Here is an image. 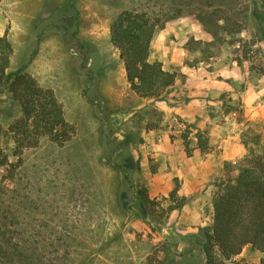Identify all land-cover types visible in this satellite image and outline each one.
<instances>
[{
    "label": "rangeland",
    "instance_id": "374dc122",
    "mask_svg": "<svg viewBox=\"0 0 264 264\" xmlns=\"http://www.w3.org/2000/svg\"><path fill=\"white\" fill-rule=\"evenodd\" d=\"M124 9L154 12L164 20L151 41L149 58L160 60L165 69L176 71L178 61L199 67L213 81L236 70V91L263 83L264 0H0V36L5 33L11 44L7 71L21 67L51 88L74 128L62 145L40 136L37 145L19 146L16 152L10 133L0 139V158H7L0 165L1 219L12 222V235L36 264L175 260L170 246L176 240L165 241L160 231L178 209L168 210V196L151 203L138 198L133 187L147 191L146 179L128 144V137L136 139L161 116L150 106L121 121L111 115L136 102L118 50L109 41V24ZM171 14L176 16L167 19ZM201 30L211 39L200 38ZM176 74L178 83L184 82L185 74ZM8 96L0 91L3 132L20 115ZM212 101L207 110L215 119L221 120L222 113L244 114L226 92L213 95ZM186 125L181 134L188 130V136L194 135ZM239 136L247 147L244 156L249 148L260 151L264 127L243 126ZM226 169L235 173L232 165ZM205 212L210 215L211 203ZM211 218L195 225L200 236ZM262 258L246 245L229 263L262 264Z\"/></svg>",
    "mask_w": 264,
    "mask_h": 264
},
{
    "label": "trees",
    "instance_id": "16d2710c",
    "mask_svg": "<svg viewBox=\"0 0 264 264\" xmlns=\"http://www.w3.org/2000/svg\"><path fill=\"white\" fill-rule=\"evenodd\" d=\"M174 16L176 14H171L167 19ZM163 21L154 12L124 9L109 24V41L118 50L129 87L140 97H162L176 77V71L164 69L160 60L149 58L151 41L156 30L162 28ZM206 30L216 37L213 30ZM192 41L202 43L201 40ZM10 53L11 44L4 33L0 36V91L7 93L8 99L17 104L20 115L8 124L4 132L0 126V139L3 134L10 133L15 144L13 152L19 150V146L37 145L40 136H47L51 142L62 145L70 139L73 125L64 118L61 104L51 88L41 86L21 67L7 71ZM153 112L161 116V112L154 108ZM186 126L194 128L193 124ZM148 127L147 124L145 128ZM194 136L196 147L205 152L209 147L207 130L196 129ZM181 138L186 154L190 155L188 130L182 132ZM2 164H7L4 154L0 158ZM228 165H232L235 173L231 174L226 169L223 176L213 181L211 222L202 229L201 236L198 234L199 240H193L196 242L192 241L180 250L171 244L175 260L167 264H189L188 258L193 260V264H230V260L246 245L264 256V138L260 142V151L249 148L248 153L235 163L225 162V166ZM133 188L143 203L153 201L145 188L139 189L135 185ZM177 189L175 182L168 194L171 202L168 210L179 209L185 203V197L178 196ZM3 193L0 182V264H36L37 259L12 235V228L8 226L12 222L6 223L1 219ZM164 240L170 241L166 237ZM261 263L264 264L263 258Z\"/></svg>",
    "mask_w": 264,
    "mask_h": 264
},
{
    "label": "crops",
    "instance_id": "0c3cea01",
    "mask_svg": "<svg viewBox=\"0 0 264 264\" xmlns=\"http://www.w3.org/2000/svg\"><path fill=\"white\" fill-rule=\"evenodd\" d=\"M199 36L211 39L205 30H201ZM174 65L179 67L177 73L185 74L184 82L178 83L176 74L173 84L158 99L140 97L132 92L136 102L111 115L113 120L121 121L131 118L137 111L144 112L147 106L161 112L159 122L141 129L136 139L129 138L128 144L132 157L139 158L149 198L167 197L175 182L177 195L185 197L184 205L168 215V221L160 231L163 238L176 240L180 250L194 239L199 240L195 225L203 224L210 215L212 217V211L206 215L205 210L211 203L213 179L225 174V162L234 163L246 153L247 147L239 136L243 126L258 131L264 127V80L256 88L248 85L236 91L238 76L240 78L236 70L213 81L209 76L205 78L209 74H204L199 67L191 69L179 65L178 61ZM220 92L228 93L233 104L240 103L244 114L222 113L221 120L215 119L207 108L213 104V95ZM185 123L194 125L193 132L207 130L209 147L205 152L196 147L191 132V154H186L180 135Z\"/></svg>",
    "mask_w": 264,
    "mask_h": 264
}]
</instances>
